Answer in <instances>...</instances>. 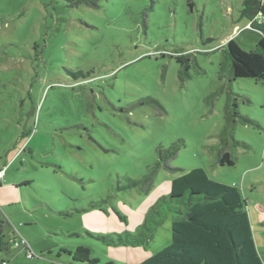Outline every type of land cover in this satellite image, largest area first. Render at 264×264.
<instances>
[{
  "label": "rangeland",
  "instance_id": "obj_1",
  "mask_svg": "<svg viewBox=\"0 0 264 264\" xmlns=\"http://www.w3.org/2000/svg\"><path fill=\"white\" fill-rule=\"evenodd\" d=\"M246 1L0 0V217L20 257L2 251L0 264H30L59 245L87 249L93 264H141L163 251L170 214L141 247L97 237L144 232L181 175L161 162L174 144L172 167L239 189L264 263V83L235 79L227 55L231 40L251 51L262 38L253 28L264 15L242 17ZM233 105L253 124L237 119L235 165L220 167Z\"/></svg>",
  "mask_w": 264,
  "mask_h": 264
},
{
  "label": "trees",
  "instance_id": "obj_2",
  "mask_svg": "<svg viewBox=\"0 0 264 264\" xmlns=\"http://www.w3.org/2000/svg\"><path fill=\"white\" fill-rule=\"evenodd\" d=\"M101 1L71 0L73 5L85 2L95 7H99ZM245 7L242 17L249 21H252L253 16L264 15V6L247 0ZM253 29L262 37L255 49L245 51L235 40H231L227 55L235 79H252L264 83V25L256 24ZM237 119L253 124L250 119L238 113L236 105L230 108L227 127L222 133L221 148L217 153L216 164L220 167L235 165L228 151V137H234ZM235 145L247 148L244 143L235 142ZM179 151V144H174L160 153L164 169L181 175L172 181L170 196L163 198L152 208L143 226L144 232L137 236L126 233L116 235L115 238L98 236L97 239L109 247L147 245L154 239L153 233L164 224L170 214L171 245L141 264H264L256 247L246 202L239 189L211 180L202 168L183 173L182 169L172 167L171 163L178 157ZM153 181L152 175L144 180L142 190L145 194L151 192ZM163 210L166 211L165 215ZM154 214L160 215V222L155 220ZM163 216L165 219L162 220ZM150 221L155 228L149 229ZM4 225L5 221L0 217V252L7 249ZM68 255L76 262L93 264L87 249L78 248Z\"/></svg>",
  "mask_w": 264,
  "mask_h": 264
},
{
  "label": "crops",
  "instance_id": "obj_3",
  "mask_svg": "<svg viewBox=\"0 0 264 264\" xmlns=\"http://www.w3.org/2000/svg\"><path fill=\"white\" fill-rule=\"evenodd\" d=\"M84 246V245H80L79 247ZM134 249L135 247H126ZM56 250V251H54ZM76 249V247H67L66 245H59L55 248H48L46 249V254H43V258L40 260H35V261H31L30 264H34V263H44V264H88L86 262H76L72 259V257L70 255H68V253H73ZM130 250V249H128ZM6 256H9L8 258L11 257V259L14 258H20L19 256H12L11 255V251L10 249H6ZM42 256V255H41ZM130 264H133L135 261L134 259L130 258L129 259ZM3 264V263H2ZM105 264H113L112 262H106Z\"/></svg>",
  "mask_w": 264,
  "mask_h": 264
},
{
  "label": "built area",
  "instance_id": "obj_4",
  "mask_svg": "<svg viewBox=\"0 0 264 264\" xmlns=\"http://www.w3.org/2000/svg\"><path fill=\"white\" fill-rule=\"evenodd\" d=\"M4 177H5V171H0V182L3 181ZM14 234L16 236L17 245H19L20 243L26 244V240L21 236V234L17 229H15Z\"/></svg>",
  "mask_w": 264,
  "mask_h": 264
}]
</instances>
